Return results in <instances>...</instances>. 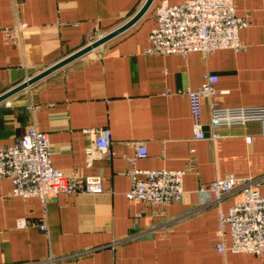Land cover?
Returning a JSON list of instances; mask_svg holds the SVG:
<instances>
[{
  "label": "crops",
  "instance_id": "crops-1",
  "mask_svg": "<svg viewBox=\"0 0 264 264\" xmlns=\"http://www.w3.org/2000/svg\"><path fill=\"white\" fill-rule=\"evenodd\" d=\"M143 1L0 0V94L122 24ZM158 1L127 29L0 101V146L33 123L48 137L54 167L98 175L104 187L49 194L43 204L10 195L11 181L0 177V264H264V256L215 249L218 213L239 191L218 202L198 191L233 173L258 177L264 195V123L222 126L214 140H193L183 92L197 89L205 73L217 75L215 92L201 100L206 133L210 101L264 105V0H233L236 14L248 19L241 49L184 55L145 52ZM103 127L109 146L88 158L85 147ZM131 141H143L146 156H135ZM190 149L195 160L186 166ZM183 167L177 201L160 207L125 196L129 170Z\"/></svg>",
  "mask_w": 264,
  "mask_h": 264
},
{
  "label": "built area",
  "instance_id": "built-area-1",
  "mask_svg": "<svg viewBox=\"0 0 264 264\" xmlns=\"http://www.w3.org/2000/svg\"><path fill=\"white\" fill-rule=\"evenodd\" d=\"M247 24V17L236 14L233 0H183L180 3L159 0L154 7V25L148 34L149 45L145 52L184 55L191 50L203 53L220 48L239 50L243 46L239 30ZM216 80L215 73L207 72L197 89L183 91L187 96L193 140H214L219 137L215 129L222 126L245 125L253 121L264 123V105L217 107L210 101L208 125L212 131L206 133L201 100L215 92ZM33 108L34 105H28V109ZM246 139L250 142L252 136L246 135ZM110 141V131L106 127L98 129L92 142L85 147L86 156L91 158L97 151L104 153ZM130 144L135 149V156H146L143 141H131ZM190 152L186 166L195 160L193 149ZM185 171L186 167L129 170L132 182L125 196L163 207L177 201L183 193ZM137 172L143 173L144 177L137 178ZM0 177L11 181L10 195L35 196L43 204L49 194H94L102 192L104 188L98 175L77 177L54 167L50 160L48 137L33 123L14 142L0 146ZM258 187V177L236 176L233 173H225L207 185H199L198 191L211 193L214 202L233 191L240 194V199L230 205L227 212L218 213L216 232L219 241L215 245L218 253L247 252L264 256V195ZM23 224V221L18 223L19 226ZM39 228L45 231V224L41 222ZM226 232L230 238L229 244L225 242Z\"/></svg>",
  "mask_w": 264,
  "mask_h": 264
},
{
  "label": "water",
  "instance_id": "water-1",
  "mask_svg": "<svg viewBox=\"0 0 264 264\" xmlns=\"http://www.w3.org/2000/svg\"><path fill=\"white\" fill-rule=\"evenodd\" d=\"M152 0H144L140 7L122 24L118 25L111 31L99 36L98 38L94 39L90 43L85 44L84 46L76 49L75 51L69 53L65 57L59 59L58 61L54 62L53 64L49 65L48 67L44 68L43 70L39 71L35 75L29 77L27 80L22 81L21 83L15 85L14 87L4 91L0 94V101L11 95L12 93L24 88L25 86L33 83L37 79L51 73L52 71L60 68L61 66L65 65L66 63L72 61L73 59L83 55L84 53L90 51L91 49L95 48L96 46L102 44L103 42L107 41L108 39L112 38L113 36L119 34L123 30L130 27L133 23H135L141 15L147 10L150 6Z\"/></svg>",
  "mask_w": 264,
  "mask_h": 264
}]
</instances>
